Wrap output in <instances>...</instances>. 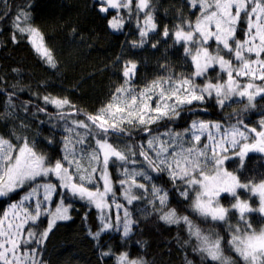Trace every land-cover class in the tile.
Here are the masks:
<instances>
[{
    "label": "snow or ice",
    "instance_id": "obj_1",
    "mask_svg": "<svg viewBox=\"0 0 264 264\" xmlns=\"http://www.w3.org/2000/svg\"><path fill=\"white\" fill-rule=\"evenodd\" d=\"M134 2L141 39L133 42V46L140 47L147 42L149 33L157 29L152 0H96V7L105 17L115 10L117 15L108 20V26L121 30L125 21L119 15L120 10L127 9L132 14ZM189 6L197 9L199 15L194 21L182 17L172 35L176 42H183L184 53L190 57L194 71L179 75L169 73L137 89L132 82L137 64L126 61L122 71L124 83L96 114L84 113L85 120H71V126L65 129L70 135L64 137V154L54 162L51 157L35 151L27 140L17 148L0 136V197L11 201L13 196L23 193L0 216V264H45L39 258L45 241L58 221L71 219L72 205L65 203L69 195L99 210L100 226L95 232L89 230L88 234L98 248L107 247L100 252L102 257L114 256L116 264H147L142 257L133 258L127 251L116 255L112 246L103 240L102 234L119 231L121 226L123 237H128L132 226L138 223L131 218L128 208L118 202L115 184L122 189L121 195L128 205L144 199V194L150 192L148 203L153 212L158 213L159 220L165 224L182 225L187 230L189 239L183 241L182 247L195 238L192 251L201 261L264 264V227L255 228L248 219L252 212L264 216V178L258 183H242L225 167L233 156L242 160L250 152L264 153V130L249 129L242 120L227 127L219 122L198 120L192 121L183 132L164 133L167 139H163L161 134L153 135L152 127L161 121L180 119L185 107L192 111L195 104L208 98H214L221 107L234 97L246 98V108L255 107L253 101L257 97L264 99V0H189ZM17 28L19 32L29 33L37 53L55 68L53 52L44 45L39 30L18 25ZM163 35H170L167 27ZM12 39H16L15 35ZM217 67L226 78L218 75L213 82L207 74ZM200 77L205 79L198 84L196 79ZM242 80L247 82L242 83ZM44 101L57 109L66 105L75 108L67 98L45 96ZM68 115L60 113L62 119ZM259 125L264 128V120ZM133 129L151 137L146 146L141 144L137 149L123 142L121 138L129 137ZM252 133L255 135H250ZM186 134L188 139H185ZM111 137L120 139L121 143H113ZM202 137L208 142H202ZM137 157H142L143 161ZM145 165L154 172H167L170 181H180L183 188L179 194L184 200L178 201V206L191 201L189 206L194 213L221 222L229 238L225 240L219 232L206 233L189 215L170 208L169 192L149 183L153 177ZM110 166H118L123 177L115 183ZM53 176L58 183L51 182ZM45 178L46 182H41ZM240 189L258 196L259 207L253 208L247 200H241ZM141 190L140 195L135 194ZM222 193L235 199L230 208L221 205ZM54 196L59 203L53 211ZM113 205L117 210L114 219L107 211ZM120 210H123L122 215ZM233 211L238 214L235 224L230 222ZM41 218L47 219V227L42 231L38 230ZM33 244L36 247H32ZM226 250L235 253L238 259L226 255ZM185 264L194 262L186 258Z\"/></svg>",
    "mask_w": 264,
    "mask_h": 264
},
{
    "label": "trees",
    "instance_id": "obj_2",
    "mask_svg": "<svg viewBox=\"0 0 264 264\" xmlns=\"http://www.w3.org/2000/svg\"><path fill=\"white\" fill-rule=\"evenodd\" d=\"M152 6L157 29L149 33L143 46L134 47L133 42L138 43L141 39L135 2L132 14L127 9L120 10L124 27L113 30L108 26V20L117 12L112 10L105 17L98 12L96 0H0V136L10 140L17 148L27 140L35 151L51 157L54 162L64 154V137L70 135L65 129L71 126V120H85L84 113L96 114L112 98L115 89L124 83L122 71L126 61L137 64L132 81L137 89L169 73L179 75L194 71L190 58L184 53L183 44L176 42L172 33L182 17L194 21L199 15L198 10L189 6V0H152ZM139 19L143 20V13ZM17 25L39 30L45 44L53 52L55 68L40 57L29 40L28 32H19ZM165 27L169 29L168 37L163 35ZM14 35L15 40L12 39ZM239 35L243 38L242 34ZM153 44H156L155 48ZM207 75L213 82L218 75L225 76L217 68ZM204 79L197 78L196 83ZM241 82L246 83L247 80ZM45 96L67 98L75 108L66 105L57 109L53 104L45 103ZM231 101H226L221 107L215 99L208 98L195 104L192 111L185 107L180 119L161 121L158 126H152L153 134L165 130L183 132L196 117L231 124L242 120L249 129H261L259 122L264 120V99L258 97L252 108H246L247 103L243 99ZM61 112L69 115L62 119ZM146 138L144 132L133 129L129 137L121 139L138 149L140 142ZM110 139L113 143H121L115 137ZM92 144L94 146V141ZM137 159L143 161L142 157ZM225 167L234 172L242 183H258L260 178H264V153L250 152L243 161L235 158L226 162ZM112 169L116 166H111ZM147 171L153 177L149 183H155L169 192L170 208H176L181 215H189L206 233L219 232L225 240L229 238L221 222L194 213L189 206L191 201L178 206V201L184 200L179 194L183 188L180 181H170L168 173ZM116 174L112 170L113 180L117 178ZM138 179L145 182L142 178ZM51 182L58 183L53 179ZM116 185L118 202L128 208L133 220L138 221L128 237H123L122 226L119 231L102 234L103 240L112 246L116 255L127 251L133 258L142 257L147 264H185L186 258L194 264H212L211 261H201L199 255L192 251L196 243L194 237L190 244L181 246L189 239L187 230L182 225H167L159 220V214L153 212L152 205L148 203L150 192L144 194V199L128 205L123 197L118 196L121 188ZM142 191L135 194L140 195ZM22 194L13 196L11 201L0 197V216ZM238 195L242 199H256L246 189L238 190ZM57 201L58 197L54 196L51 208ZM234 202L230 195L221 194V205L230 207ZM65 203L72 205L69 211L71 219L57 222L39 258L45 264H116L114 256L100 255L107 247L98 248L88 234L89 230L95 232L100 226L99 210L71 195ZM109 211L114 219L115 206ZM120 213L122 215L123 210ZM237 219L233 211L230 222L235 224ZM248 219L253 222V227H264L263 216L250 214ZM38 223L40 231L47 227L46 218H41ZM31 246L36 247L34 244ZM225 254L238 259L230 250H226Z\"/></svg>",
    "mask_w": 264,
    "mask_h": 264
},
{
    "label": "rangeland",
    "instance_id": "obj_3",
    "mask_svg": "<svg viewBox=\"0 0 264 264\" xmlns=\"http://www.w3.org/2000/svg\"><path fill=\"white\" fill-rule=\"evenodd\" d=\"M28 35H29V33H28ZM40 36L42 37V35L40 34ZM243 37V36H242ZM43 38V37H42ZM173 38H174V36H173ZM29 40H30V42H31V39H30V37H29ZM175 40V39H174ZM32 43V42H31ZM43 43H44V45L47 47V45L45 44V41H44V38H43ZM179 43H182L183 44V42L181 41V42H179ZM215 47V45H213V48ZM184 48V47H183ZM41 57V56H40ZM42 58V57H41ZM190 58V57H189ZM191 60V59H190ZM193 68H194V66H193ZM217 69L219 70V68L217 67ZM220 71V70H219ZM225 75V74H224ZM225 78H226V75L224 76ZM198 84H200V83H198ZM258 98V97H257ZM256 98V99H257ZM214 99V98H213ZM241 99H243L246 103H248V101H247V99L246 98H241V97H234L233 99H232V101H237V100H241ZM256 99L253 101V103L255 104V101H256ZM111 100V99H110ZM109 100V101H110ZM108 101V102H109ZM231 101V102H232ZM107 102V103H108ZM106 103V104H107ZM105 104V105H106ZM105 105H103V107L105 106ZM153 106H155V105H153ZM200 107H202V105L200 106ZM202 108H204V106L202 107ZM201 109V108H200ZM72 111V110H71ZM198 120H203V121H206V122H211V123H217V122H219V123H222L225 127H227V126H229V125H231V123H225L224 121H221V120H213V119H204L203 117H196V118H194V119H192L189 123H188V125H187V128L190 126V124H191V122L192 121H198ZM260 130H264V128H261V129H259L258 131H260ZM184 131V130H183ZM166 132H168V130H165V131H163V132H161V133H159V134H161V136H162V138L163 139H167V137L166 136H164L163 134L164 133H166ZM153 135H156V134H153ZM250 135H252V136H254L255 134L254 133H252V134H250ZM151 137H148L147 136V138L144 140V141H142V142H140V145L141 144H144L145 146H146V141H147V139H150ZM185 139H188V134H186L185 135ZM202 142H204V143H207L208 141L206 140V138H204V137H202ZM122 146V145H121ZM150 155H153L154 156V153H150ZM235 158H237V157H235V156H233L232 157V159H235ZM245 158V157H244ZM244 158L242 159V160H240V161H243L244 160ZM238 159V158H237ZM136 167V166H135ZM112 170H114L115 172H117V174H116V176H117V178L115 179V180H113V178H112V180H113V182L115 183V181L117 180V179H119V178H123L122 177V175H121V172H120V170H119V167L118 166H116V169H112ZM112 170H111V166H110V169H109V171H110V173L112 172ZM164 173H167V172H164ZM47 179V178H46ZM51 179H53V180H56V178L53 176V177H51ZM57 181V180H56ZM58 182V181H57ZM116 185V184H115ZM116 186H119L118 184L116 185ZM247 190V189H246ZM248 191V190H247ZM121 192H122V189L120 190V194L118 195V196H120V197H123L122 195H121ZM222 194H224V193H222ZM249 194H251L250 192H249ZM252 195V194H251ZM253 196V195H252ZM240 197V196H239ZM254 197H256V199L255 200H258V202H255V200L253 201V200H248V199H242L241 197H240V199L241 200H247L248 201V203L250 204V206L251 207H253V208H258L259 207V198H258V196H254ZM236 202V201H235ZM234 202V203H235ZM29 203H31V202H29ZM57 203H59V199H58V201L55 203V205L52 207V210L54 211L55 210V206H56V204ZM33 207H34V204H33ZM231 207V206H230ZM229 207V208H230ZM7 211L9 210V206H8V208L6 209ZM107 211H109V210H107ZM235 212V211H234ZM235 214L237 215V217H238V214L235 212ZM250 214L251 215H254V214H259L260 216H262L260 213H258V212H252V213H249L248 214V217H250ZM263 218H264V216H263Z\"/></svg>",
    "mask_w": 264,
    "mask_h": 264
}]
</instances>
